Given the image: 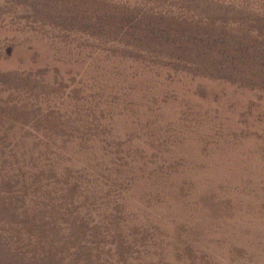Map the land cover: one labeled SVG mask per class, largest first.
Returning a JSON list of instances; mask_svg holds the SVG:
<instances>
[{"label": "rangeland", "instance_id": "1", "mask_svg": "<svg viewBox=\"0 0 264 264\" xmlns=\"http://www.w3.org/2000/svg\"><path fill=\"white\" fill-rule=\"evenodd\" d=\"M0 264H264V0H0Z\"/></svg>", "mask_w": 264, "mask_h": 264}]
</instances>
